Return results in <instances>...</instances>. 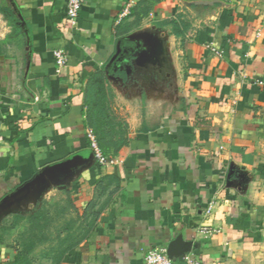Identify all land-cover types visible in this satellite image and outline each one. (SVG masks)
<instances>
[{
	"label": "crops",
	"instance_id": "1",
	"mask_svg": "<svg viewBox=\"0 0 264 264\" xmlns=\"http://www.w3.org/2000/svg\"><path fill=\"white\" fill-rule=\"evenodd\" d=\"M66 1L0 0V225L35 191L76 221L53 264H142L154 246L264 264V0H82L76 30ZM99 72L128 136L106 166L86 139Z\"/></svg>",
	"mask_w": 264,
	"mask_h": 264
},
{
	"label": "rangeland",
	"instance_id": "2",
	"mask_svg": "<svg viewBox=\"0 0 264 264\" xmlns=\"http://www.w3.org/2000/svg\"><path fill=\"white\" fill-rule=\"evenodd\" d=\"M4 13L14 26L10 12ZM189 27V21L185 19L177 29L187 31ZM126 78L127 75L119 77L121 80ZM108 79L106 72H99L95 77L88 97L87 127L95 135L101 152L111 159L127 142L128 136L124 111L114 103L115 94ZM36 196L33 191L19 202L13 200L9 207L15 212L6 216L0 225V241L14 254L12 264H53L66 249L61 242L67 241L71 233L69 228H75L76 221L70 222L72 217L68 214L67 200L46 196L48 198L36 204Z\"/></svg>",
	"mask_w": 264,
	"mask_h": 264
},
{
	"label": "built area",
	"instance_id": "3",
	"mask_svg": "<svg viewBox=\"0 0 264 264\" xmlns=\"http://www.w3.org/2000/svg\"><path fill=\"white\" fill-rule=\"evenodd\" d=\"M82 6V0H67L65 5V15L67 26L71 30H76L79 12ZM208 49L215 54H219V51L212 46H208ZM55 67L62 69L67 66V56L65 51L56 47L52 51ZM86 139L88 141L89 148L92 151L93 157L99 166H106L113 163V159H108L100 150L97 144L95 135L91 130H87ZM183 264H201L199 260L190 256H184L182 259ZM142 264H175L173 260L167 255V250L162 246H154L149 249L143 257Z\"/></svg>",
	"mask_w": 264,
	"mask_h": 264
},
{
	"label": "water",
	"instance_id": "4",
	"mask_svg": "<svg viewBox=\"0 0 264 264\" xmlns=\"http://www.w3.org/2000/svg\"><path fill=\"white\" fill-rule=\"evenodd\" d=\"M167 255L171 258V252H170V250H167Z\"/></svg>",
	"mask_w": 264,
	"mask_h": 264
}]
</instances>
